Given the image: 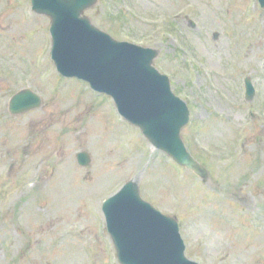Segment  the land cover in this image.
<instances>
[{
  "label": "rangeland",
  "instance_id": "rangeland-1",
  "mask_svg": "<svg viewBox=\"0 0 264 264\" xmlns=\"http://www.w3.org/2000/svg\"><path fill=\"white\" fill-rule=\"evenodd\" d=\"M30 6L0 0V264H119L102 203L140 173L143 198L179 219L189 258L264 264L258 2L100 0L86 11L116 39L161 50L154 64L190 107L182 135L208 168V182L153 150L109 96L63 78L49 54L50 19ZM247 76L256 87L249 102ZM23 88L43 102L14 116L9 101ZM84 150L92 157L87 167L76 158Z\"/></svg>",
  "mask_w": 264,
  "mask_h": 264
},
{
  "label": "water",
  "instance_id": "water-1",
  "mask_svg": "<svg viewBox=\"0 0 264 264\" xmlns=\"http://www.w3.org/2000/svg\"><path fill=\"white\" fill-rule=\"evenodd\" d=\"M38 14L51 18V57L66 77L88 82L114 99L123 117L138 126L153 147L207 180L206 169L186 149L181 130L189 122L187 104L171 90L169 78L154 67L159 51L119 41L97 28L86 9L97 0H31ZM264 8V0H260ZM246 97L255 90L245 81ZM41 98L29 89L15 94L10 112L20 114L39 107ZM83 166L91 162L84 151ZM139 177L128 181L103 204L107 228L121 264H198L185 255L176 218L164 215L141 198Z\"/></svg>",
  "mask_w": 264,
  "mask_h": 264
}]
</instances>
